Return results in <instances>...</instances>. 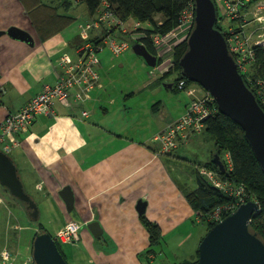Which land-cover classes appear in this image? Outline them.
Segmentation results:
<instances>
[{
    "label": "crops",
    "instance_id": "obj_1",
    "mask_svg": "<svg viewBox=\"0 0 264 264\" xmlns=\"http://www.w3.org/2000/svg\"><path fill=\"white\" fill-rule=\"evenodd\" d=\"M13 26L28 31L34 42L13 38L7 32L0 36V131L9 114L20 110L46 85L57 82L62 72L60 56L74 52L83 41L81 34L68 37L69 27L42 40L22 0H0V31ZM115 34L118 39L124 37L119 31ZM171 76L163 79L169 90L175 88L168 79ZM99 91L102 89L92 90V98L83 103L56 104L53 113L38 114L31 126L16 136L3 133L0 149L14 158L26 190L37 195L44 228L54 237L69 220L87 222L77 242L61 243L68 261L72 257L76 264L193 262L206 233L194 230L205 224L195 221L187 194L198 188L197 165L213 158L215 141L205 132L196 133L163 156L157 155L156 141V136L183 114L190 95L184 90L188 97L178 98L172 108L166 99L180 95L160 96L155 103L157 112L106 105L98 112V103H102ZM83 110L90 115L84 117ZM13 138L20 144L14 145ZM65 186H71L75 196L72 211L60 195ZM143 217L162 230V240L155 247L159 254H148L151 236ZM93 221L100 222L102 234L96 236L88 227ZM17 225L13 226V239L19 245ZM66 245L71 247L70 254L64 250Z\"/></svg>",
    "mask_w": 264,
    "mask_h": 264
},
{
    "label": "water",
    "instance_id": "obj_2",
    "mask_svg": "<svg viewBox=\"0 0 264 264\" xmlns=\"http://www.w3.org/2000/svg\"><path fill=\"white\" fill-rule=\"evenodd\" d=\"M194 27L187 38L188 48L180 59L183 74L200 83L215 97L221 113L230 116L245 131V136L264 170V109L249 88L244 75L232 55L224 33L218 28L219 12L214 0H193ZM13 38H23L33 44L32 35L18 27L0 31ZM133 50L149 66L156 67L158 56L141 41ZM214 162L227 176L229 171L219 153ZM0 184L20 201L32 221L40 219L37 201L26 190L12 156L0 149ZM60 195L72 211L75 196L71 186H65ZM259 210L255 200L242 203L238 209L215 224L203 237L198 247L199 257L191 264H264V240L250 229L251 219ZM97 236L102 234L100 222L89 224ZM99 231V233H98ZM34 264H70L55 237L47 230L39 231L32 242Z\"/></svg>",
    "mask_w": 264,
    "mask_h": 264
},
{
    "label": "trees",
    "instance_id": "obj_3",
    "mask_svg": "<svg viewBox=\"0 0 264 264\" xmlns=\"http://www.w3.org/2000/svg\"><path fill=\"white\" fill-rule=\"evenodd\" d=\"M22 1L28 8V13L31 16L33 24L42 40H46L54 34L63 32L65 29L73 25V23L77 20V17L61 10L63 6L69 7V5L71 4L69 0H64L60 5L48 4L43 2V0ZM105 1L108 3V8L120 18L125 20L128 24L132 21V19L141 23V31L145 33V36L140 40L156 55L158 53L153 44L152 35L157 33L161 35L171 33L176 28H178V26L182 22L184 12L191 7H194L195 9L193 0H81V2H84L86 4L87 11L90 17L97 14L99 9L102 8ZM214 1L218 6V28H220L221 31L222 27L231 26L239 31H244L247 34H250L251 32L249 30L254 31L256 29V25H259L261 23L260 18L254 16V11L258 3L264 0ZM219 4L223 5V15H220ZM158 14H161L163 16V20L161 22L155 20V17ZM80 41L81 40H79V42ZM187 48L188 43L186 38L182 43L175 47V65L166 73L167 75H172L174 71L179 72L180 76L176 79L177 82H173V85L177 90H185L188 92V90L191 89L194 91V95L188 93L191 97V100L187 104L185 111L189 104L196 100V97H204L208 92H210L204 87L202 88L200 86L199 88L193 89L192 85L190 84L194 81L189 80L183 74L182 67L180 66V59L182 58ZM231 53L234 56L235 60H237L238 55H235L233 52ZM158 58V63H161L162 58L159 56ZM252 63L260 64L259 71L257 72V74L253 75V77L256 78L249 81L247 72L243 73V75L247 82V85L254 92L259 104L264 109V105L259 99V97L261 98V96L257 93L258 90L256 92L255 88V86L258 87V81L264 82L263 47L255 46V60L252 61ZM163 78L164 77H162L161 79ZM181 79L187 80V87L178 89L177 85ZM185 111L178 119H180L184 115ZM203 132L208 134L215 141V153H219L220 159L225 163L230 175L227 176L219 169V167L213 160L214 156L209 162L197 165L196 173L198 188L187 194V199L195 210L197 216V219H195V221L198 223L200 222L202 224H207V226H209V229H211L217 221L209 220L208 217H210V214L219 208L224 209L226 203L234 202L236 200L233 195H228L223 190L218 189L213 184H211L209 178L201 172V168L204 167L220 173L223 178L230 179L237 184H244L247 190L246 193L248 194L246 196L248 198V201H250L252 198L258 200L261 212L255 214L252 217L250 229L252 232L256 233L260 238L264 240V170L262 169L253 151V148L251 147L245 136L244 129L230 116L221 113L216 101L215 111L205 121V126L202 132L191 133L196 134ZM181 144L182 142L179 144V146ZM224 155H227V158H224ZM228 155H230L229 159ZM143 219L151 236L152 249L148 251V254H159L160 251H157L155 247L162 240V230L156 222L150 221L146 217H143ZM38 229L40 230V232L46 230L42 224H38ZM32 242L33 241H31V246ZM57 243L62 250L61 243L58 241ZM198 257L199 254L197 251L196 259L193 262L197 261Z\"/></svg>",
    "mask_w": 264,
    "mask_h": 264
},
{
    "label": "built area",
    "instance_id": "obj_4",
    "mask_svg": "<svg viewBox=\"0 0 264 264\" xmlns=\"http://www.w3.org/2000/svg\"><path fill=\"white\" fill-rule=\"evenodd\" d=\"M254 16L259 17L261 23L256 25L254 31L249 30L250 34L231 26L222 27V32L226 36L231 52L238 55L236 62L244 73L248 71L249 64H254L252 61L255 60V46L264 48V1L258 3ZM194 18L195 9L191 7L184 12L182 22L172 32L180 33L184 38H188L194 27ZM115 30L131 32L134 38L145 36V33L141 31L139 21L132 19L128 24L110 10L108 3L105 1L97 14L83 23L81 34L83 41L74 48V52L67 51L60 56L58 65L62 68V72H59L57 82L54 85H46L20 110L8 115L1 126L0 140L4 139L5 133L16 136L17 133L24 131L31 126L38 114L53 113L56 104L61 103L71 106L73 100L83 103L85 100L92 98V90L102 89L103 84L98 70V66L101 64L100 53L109 48L114 55L119 56L130 47L127 41L113 36L112 33ZM168 34L161 35L157 33L152 35L153 44L158 53L157 56L161 58L163 48L169 45L166 42L167 37H169ZM257 84L258 87L255 86L256 92L258 90L257 93L261 96L259 99L264 105V82L258 81ZM177 87L178 89L186 88L187 80L181 79ZM188 93L194 95V91L191 89L188 90ZM195 99L189 104L180 119L168 124L166 129L156 136V141L159 143L157 155L163 156L173 152L181 142L188 141L190 132H202L205 121L215 111L216 99L210 92L204 97H196ZM82 115L86 117L90 113L88 110H83ZM13 144L19 145L20 142L13 138ZM229 158L230 155H228ZM201 172L209 178L211 184L216 188L236 198L234 202L226 203L224 209L219 208L211 213L208 217L209 220H216L217 224L227 215L236 211L242 203L248 201L244 184H237L230 179L223 178L220 173L208 168H201ZM251 200H255L259 204L257 199L252 198ZM260 212L261 208L259 206V210L255 214ZM84 224H87V222L82 224L76 220H69L64 227L58 230L55 239L60 243L77 242ZM4 256L6 257L4 264L15 263L16 256L10 251L6 250ZM31 261L33 262V259Z\"/></svg>",
    "mask_w": 264,
    "mask_h": 264
},
{
    "label": "rangeland",
    "instance_id": "obj_5",
    "mask_svg": "<svg viewBox=\"0 0 264 264\" xmlns=\"http://www.w3.org/2000/svg\"><path fill=\"white\" fill-rule=\"evenodd\" d=\"M45 1L48 3L56 4L59 2H63L64 0ZM69 1L71 2L70 8L63 9V12L77 17V22L75 21L73 25L68 29V31H70L68 37H71L73 39V37L77 34L78 36H80L81 23H85L88 19L94 17L95 15L92 17L89 16L87 6L84 2H76L75 0ZM219 9L220 15H223L224 11L222 4H219ZM156 16V21L161 22L163 20V16L161 14H158ZM117 31L121 32L124 35L122 40L127 41L130 47L119 56L114 55L109 48H106L100 53L102 65L99 67V71L103 88L102 91H99L97 95V97L99 96V94L102 95V103H98V106L96 105L98 112H100L99 108L105 105L110 107L111 109H117L119 107L127 109L129 111L146 112L147 108H151L153 112H157L155 111V103L160 101V96H167V98H171L174 95H180L179 97L171 98L170 100L166 99L170 108H172L173 105L177 104L178 98L185 100L188 97L187 93L184 91L182 92L180 90H177L176 88H173L172 90L167 89L163 82V79H166L168 77L166 73L175 65V47L182 43L186 38H184L180 33H169V37H167L166 39V42L169 45L163 48L162 62L158 63L156 67H151L142 56L138 55L133 50L134 43H136L137 41H141V38H134L131 32H125L124 30H115L112 34L116 38H119L115 34ZM259 69L260 64H250L247 71L249 81L256 78L253 77V75L257 74ZM179 76V72L174 71L172 73V76L168 79L171 83L177 82L176 79ZM162 77L164 78L161 79ZM149 81H157V84L151 86V84H148ZM190 85L193 86V89H196L195 87L199 88V86L203 88V86L197 82H191ZM156 88L157 90L155 91L154 89ZM189 134L190 137L193 135L191 132ZM210 147L213 149V143H211ZM224 156V158H227V155ZM27 191L31 195H33L35 200L38 199L37 195H35L29 188L27 189ZM0 200V264H4V261L6 259V257L4 256V252L6 250L10 251L13 255L16 256V261L14 264H33V262L31 261V241H33L36 233L40 231L38 229V224H43L44 219L41 217L39 220L33 222L25 213L23 204L14 196H12L10 192L1 184ZM15 224H18L17 226L20 227V229L17 230L18 237L20 238L19 245L18 242L13 239V226ZM43 225L47 228L45 224ZM200 229L206 234V230H210L207 224H205V226L197 225L194 228L195 231ZM185 246H187V244ZM13 249L16 250L13 251ZM64 250L67 254H70L69 252L71 251V247L69 245H66L64 246ZM68 262L70 264L77 263V261L72 257Z\"/></svg>",
    "mask_w": 264,
    "mask_h": 264
},
{
    "label": "clouds",
    "instance_id": "obj_6",
    "mask_svg": "<svg viewBox=\"0 0 264 264\" xmlns=\"http://www.w3.org/2000/svg\"><path fill=\"white\" fill-rule=\"evenodd\" d=\"M142 42V41H141ZM143 43V42H142ZM229 45V44H228ZM230 48V47H229ZM238 65V64H237ZM249 66H250V64H249ZM239 67V66H238ZM240 69V68H239ZM249 69V68H248ZM241 71V70H240ZM242 72V71H241ZM244 72H242V74H243ZM3 150V149H2ZM5 151V150H4Z\"/></svg>",
    "mask_w": 264,
    "mask_h": 264
},
{
    "label": "flooded vegetation",
    "instance_id": "obj_7",
    "mask_svg": "<svg viewBox=\"0 0 264 264\" xmlns=\"http://www.w3.org/2000/svg\"><path fill=\"white\" fill-rule=\"evenodd\" d=\"M24 207V206H23Z\"/></svg>",
    "mask_w": 264,
    "mask_h": 264
}]
</instances>
